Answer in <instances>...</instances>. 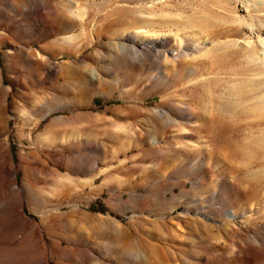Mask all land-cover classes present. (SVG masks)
Returning <instances> with one entry per match:
<instances>
[{"label": "rangeland", "instance_id": "obj_1", "mask_svg": "<svg viewBox=\"0 0 264 264\" xmlns=\"http://www.w3.org/2000/svg\"><path fill=\"white\" fill-rule=\"evenodd\" d=\"M242 2L0 0V264H264Z\"/></svg>", "mask_w": 264, "mask_h": 264}, {"label": "bare ground", "instance_id": "obj_2", "mask_svg": "<svg viewBox=\"0 0 264 264\" xmlns=\"http://www.w3.org/2000/svg\"><path fill=\"white\" fill-rule=\"evenodd\" d=\"M242 1L243 2L241 4V6H243L244 8L248 7V5H251V4L252 5H257L258 3L264 2V0H242ZM256 7L258 8V6H256ZM262 12L263 13L261 15H259V17L261 19L258 22H256L254 20L251 23H248V22L245 23L246 24L245 28H246V30L249 31L248 32L249 35L247 36L248 38H247V42H246L247 44H249L248 39H250L251 35H254V33H263L264 32V29H263L264 28V11H262ZM260 31H262V32H260ZM256 45L257 46L253 47V51H252L253 56L252 57L254 59H257V61L262 60L263 63H264V41H262V40L260 41V39H259V41H258V43ZM262 83H264V82H262ZM258 85L260 86V88L257 87V92H258V89H260L259 91L261 92V94H264V86L262 87V84L260 82L258 83ZM252 93H255V91H253Z\"/></svg>", "mask_w": 264, "mask_h": 264}]
</instances>
